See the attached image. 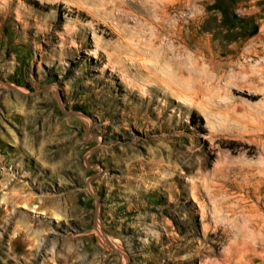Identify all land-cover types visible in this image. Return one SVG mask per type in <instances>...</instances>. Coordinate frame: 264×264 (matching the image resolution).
Returning <instances> with one entry per match:
<instances>
[{"label":"rangeland","instance_id":"1","mask_svg":"<svg viewBox=\"0 0 264 264\" xmlns=\"http://www.w3.org/2000/svg\"><path fill=\"white\" fill-rule=\"evenodd\" d=\"M263 233L264 0H0V264H264Z\"/></svg>","mask_w":264,"mask_h":264},{"label":"bare ground","instance_id":"2","mask_svg":"<svg viewBox=\"0 0 264 264\" xmlns=\"http://www.w3.org/2000/svg\"><path fill=\"white\" fill-rule=\"evenodd\" d=\"M200 204H201V203H200ZM202 209H203V208H202ZM247 210H248V209H247ZM243 211H244V210H243ZM250 212H251V211H250ZM252 212H253V211H252ZM202 213H204V212L202 211ZM243 214H244V213H243ZM247 214H248V213H247ZM250 215H251V214H250ZM250 215L248 214V215H246V216L251 217ZM202 216H203V215H202ZM255 216H256V215H254V218H256ZM203 217H204V216H203ZM243 217H244V215H243ZM239 218H240V217H239ZM251 218L254 219L253 217H251ZM257 218H258V214H257ZM246 219H247V217H246ZM252 219H251V221H250V220H249V221L252 222ZM258 219H259V218H258ZM261 219H262V218H261ZM244 220H245V217H244ZM256 220H257V219H256ZM259 220H260V219H259ZM249 221H248V222H249ZM244 222H245V221H244ZM255 222H257V221H255ZM257 223H258V222H257ZM247 224H248V223H247ZM255 224H256V223H255ZM243 225H244L243 227L246 229V226H247V225H246L245 223H244ZM249 225H250V224H249ZM252 225H253V224H252ZM257 225H258V224H257ZM204 226H205V225H204ZM206 226H207V225H206ZM206 226H205V228H206ZM253 227H255V225L252 226V229L254 230ZM250 228H251V227H250ZM256 228H257V227H256ZM262 228H263V225H262ZM262 228H261V232H262ZM203 229H204V228H203ZM245 229H244V230H245ZM252 229H250V230L248 231V233H249L250 235H251V230H252ZM256 230H257V229H256ZM207 231H208V230H207ZM254 231H255V230H254ZM245 232H247V229L245 230ZM259 232H260V229H259ZM261 232H260V233H261ZM260 233H259V234H260ZM252 234H253V236H255L253 231H252ZM256 234H257V233H256ZM259 234H257V235H259ZM263 234H264V233H263ZM263 234H262V235H263ZM245 235L247 236L246 233H245ZM257 235H256V237H257ZM259 236H260V235H259ZM257 239H258V237H257ZM259 240H261V239H259ZM259 240H258V241H259ZM261 243H262V241H261ZM244 244H245V243H244ZM244 244H243V245H244ZM231 248H232V247H231ZM231 250H232V249H231ZM244 250H245V249H243V251H244ZM255 250H256V249H255ZM239 252H240V251H239ZM232 253H233V250H232ZM234 253H235V252H234ZM234 253H233V256H234ZM254 253L256 254V252H254ZM236 255H237V254H236ZM226 259H227V258H226ZM224 260H225V259H224ZM226 264H227V263H226Z\"/></svg>","mask_w":264,"mask_h":264},{"label":"trees","instance_id":"3","mask_svg":"<svg viewBox=\"0 0 264 264\" xmlns=\"http://www.w3.org/2000/svg\"><path fill=\"white\" fill-rule=\"evenodd\" d=\"M199 121H200V122H203V119H202V118H199Z\"/></svg>","mask_w":264,"mask_h":264}]
</instances>
